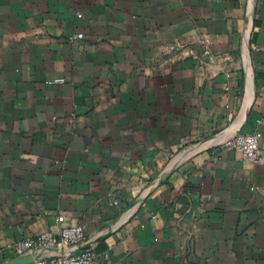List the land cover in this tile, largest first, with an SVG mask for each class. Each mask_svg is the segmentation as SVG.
<instances>
[{
  "label": "crops",
  "instance_id": "0c3cea01",
  "mask_svg": "<svg viewBox=\"0 0 264 264\" xmlns=\"http://www.w3.org/2000/svg\"><path fill=\"white\" fill-rule=\"evenodd\" d=\"M255 128L264 0H0V263L82 223L105 264H264V163L221 144Z\"/></svg>",
  "mask_w": 264,
  "mask_h": 264
},
{
  "label": "built area",
  "instance_id": "2783aa9c",
  "mask_svg": "<svg viewBox=\"0 0 264 264\" xmlns=\"http://www.w3.org/2000/svg\"><path fill=\"white\" fill-rule=\"evenodd\" d=\"M73 37L83 36L79 31ZM174 47V45H171ZM64 77L49 78L47 82L63 81ZM263 135L258 128L252 130L238 131L225 138L221 144L232 147L241 152L246 160L264 163V150L260 146V139ZM59 219L63 215H58ZM85 226L82 223L64 224L57 233L50 229L36 232L34 235L26 236L15 244L17 254L35 251L34 264H105L97 255V252L89 247L68 249L76 247L86 239ZM58 247L67 248L54 254H43L39 251L45 248Z\"/></svg>",
  "mask_w": 264,
  "mask_h": 264
},
{
  "label": "water",
  "instance_id": "95a60500",
  "mask_svg": "<svg viewBox=\"0 0 264 264\" xmlns=\"http://www.w3.org/2000/svg\"><path fill=\"white\" fill-rule=\"evenodd\" d=\"M36 252H25L22 254H17L13 256L11 259L1 262L0 264H24L34 259Z\"/></svg>",
  "mask_w": 264,
  "mask_h": 264
}]
</instances>
